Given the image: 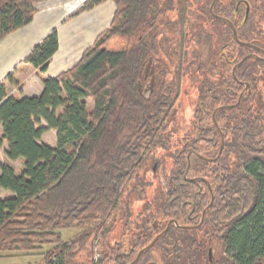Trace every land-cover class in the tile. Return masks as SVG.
<instances>
[{"label":"trees","instance_id":"trees-1","mask_svg":"<svg viewBox=\"0 0 264 264\" xmlns=\"http://www.w3.org/2000/svg\"><path fill=\"white\" fill-rule=\"evenodd\" d=\"M106 1L89 0L79 12ZM112 1L116 12L110 28L77 65L44 79L40 96L18 99L0 84V146L8 145V161H23L20 174L0 161V189L13 193L0 198V254L73 264L123 208L121 237L131 232L130 238L109 240L106 254L88 264H131L158 232L155 219L163 228L176 224L160 239L163 264H264V94L257 91L264 61L253 57L238 65L241 51L253 49L236 41L227 22L241 41L264 46V0H217L214 13L210 0L209 7L199 5L203 13L208 8L207 20L194 27L186 26L189 9L198 8L193 0ZM36 4L0 0V41L33 22ZM171 24L180 26V35L161 33ZM205 27L220 47L211 68L221 70L215 78L194 51L201 43L192 31ZM174 40L175 69L166 53ZM58 49L53 29L25 62L45 73ZM181 65H198L190 76L200 80L191 132L175 142L171 127ZM7 82L18 86L11 74ZM246 82L251 90L238 103ZM49 130L57 132L55 147L40 143ZM168 155L172 166L164 172L166 190L156 205L160 215H153L147 201L133 217L132 196L147 185L140 173ZM73 228L81 232L65 242L63 231ZM152 251L143 253L140 264L152 259Z\"/></svg>","mask_w":264,"mask_h":264},{"label":"rangeland","instance_id":"rangeland-1","mask_svg":"<svg viewBox=\"0 0 264 264\" xmlns=\"http://www.w3.org/2000/svg\"><path fill=\"white\" fill-rule=\"evenodd\" d=\"M208 2L210 0H193V3L196 4L198 7L197 9L193 10L192 7L189 9L191 15L187 22V27L189 26H196L202 25L207 20V14H208V8H204V12H201L199 9V5L204 4L205 7H209ZM208 27V26H207ZM205 27V30H195L192 31V34L194 36V40L197 42L200 39V46H196L194 51L201 53V60L203 67H205L206 70L211 69L213 67V63L216 61L219 55V43L217 41V37L212 35L211 31H206V29L210 30L209 28ZM204 29V28H203ZM200 31V32H199ZM220 30L217 31L216 34H218ZM161 33L167 34L169 33L172 36L180 35V26L179 25H169L164 26L161 28ZM200 37V38H199ZM176 40H174V43ZM170 45V49L167 50L166 53L172 54L170 55L172 58V61L175 65H173V69L177 68V63L179 61V53L177 52V44L176 46ZM168 47V48H169ZM192 50V49H191ZM193 56V52L190 51L189 58L191 59ZM198 65H193L190 67H185V65H181L182 68V79L180 84V98L177 103V119L175 120L174 124H172L171 129L173 130V137L174 141L178 142V139L186 135L187 133H190L191 131V120L194 114V110L197 104V98H198V81L200 80L197 75H194L193 77L190 76V73H193V69L196 68ZM236 70V67H234ZM185 70V72H184ZM234 70V72H235ZM212 77H218L220 75V68L217 67L214 70H212ZM200 73H203V71H199ZM199 73V76H200ZM208 75L210 73L208 72ZM211 77V76H209ZM252 87V86H251ZM258 90L262 94H264V77L259 81L258 83ZM89 105L92 106V101H89ZM46 125V124H45ZM1 132H0V138H1ZM41 144H47L49 146L55 147L57 144V132L53 130H49L47 133H45L40 141ZM7 147L6 144L3 146H0V159L4 162L5 165L13 168L15 173L20 174L23 170V161H8L5 157V148ZM160 154V152H159ZM158 155V154H157ZM167 158V157H166ZM157 161H153V163H149L147 165L146 171L140 173V175H143L145 177V182H147V185L145 186L144 193L141 192H135L132 196V207H133V217L139 214L144 207V202H152V209H150L155 216H159L160 214L157 213L156 205L160 202V190L164 189L166 190V182L164 177V172L166 170H170L172 166V159L168 155V158L164 161L160 162L158 161V165L155 163ZM156 165V166H155ZM155 166V172L153 170V167ZM149 167V168H148ZM9 195L8 192L3 191V189H0V196L7 197ZM159 198V199H158ZM124 207V206H123ZM135 211V213H134ZM157 213V214H156ZM125 212L123 211V208L119 211V213L116 216H113L101 229L91 238L86 248L82 251H79L76 255L73 264H88L93 260L94 262H97L101 257H103L104 254L108 251L107 243L109 240L112 242L125 240L128 241L130 238L131 232H128L126 236H124V239L122 236V228L121 225H123L124 222H122V216H124ZM148 216V215H147ZM142 217L140 219H143ZM160 218V217H159ZM152 220H154V217H151ZM156 220V219H155ZM154 220V221H155ZM81 230L78 228H73L70 230L63 231V240L65 242L71 243V239L75 237L78 233H80ZM126 232V231H125ZM164 245L162 242L156 244L152 248V255L151 258L158 264H163V260L161 257V251L163 250ZM51 247H48L46 250L43 251L47 252L50 250ZM213 257L216 253V251H213ZM9 256H20L23 255L22 253H16V254H7ZM44 258L40 255L35 256H21V257H0V264H44Z\"/></svg>","mask_w":264,"mask_h":264},{"label":"crops","instance_id":"crops-1","mask_svg":"<svg viewBox=\"0 0 264 264\" xmlns=\"http://www.w3.org/2000/svg\"><path fill=\"white\" fill-rule=\"evenodd\" d=\"M88 1L37 0L33 22L0 41V84L7 85L10 96L18 99L40 96L44 90V79L56 78L77 65L83 53L110 28L116 12L115 2L108 0L90 11L79 12ZM53 29L58 31L59 49L50 60L47 71L41 73L26 63L25 58ZM10 74L18 86L7 82ZM0 132L2 135V125ZM0 161L4 164L2 159ZM3 191L9 193L7 197L13 196L12 192ZM21 256L28 255L0 254V257Z\"/></svg>","mask_w":264,"mask_h":264},{"label":"flooded vegetation","instance_id":"flooded-vegetation-1","mask_svg":"<svg viewBox=\"0 0 264 264\" xmlns=\"http://www.w3.org/2000/svg\"><path fill=\"white\" fill-rule=\"evenodd\" d=\"M214 1L215 0H213L212 1V3H211V5H210V11H211V13H214V10H211V7H212V5H213V3H214ZM217 2V0L215 1V3ZM215 5V4H214ZM213 8H214V6H213ZM215 17L216 18H218L219 16L218 15H215ZM228 23H229V25H230V27H231V29H232V27H234L235 28V30H236V32H237V35H235L234 34V31H233V29H232V32H233V36L235 37V39H236V41L240 44V45H243V46H245V47H247V48H252L253 49V51H250V50H247V49H244L243 51H241V53H243V58H242V60H241V62L240 63H238V65L239 64H241V63H243L244 61H246V60H248V59H250V58H257V59H259V60H263L264 61V46H260V45H253V44H249L248 42L246 43L245 41H241L240 39H239V33H238V31H237V29H236V27H235V25L232 23V21H230V20H228L227 21ZM240 53V52H239ZM245 88H244V90H243V92L241 93V95H240V100H241V98H242V96H243V94L245 93V91L246 90H251V85H250V83H248V82H246L245 83ZM240 103V102H239ZM160 161V160H159ZM156 164L158 163V161L157 162H155ZM158 165V164H157ZM156 166V165H155ZM155 166L153 167V170H154V172H155ZM147 168V167H146ZM149 168V167H148ZM146 171V170H145ZM163 190V189H162ZM162 190H160V197H161V195H162ZM203 219H204V217H203ZM203 219H202V221H201V223L203 222ZM171 223V224H170ZM169 224H170V227H169V229L167 230V232L170 230V228H171V226L174 224V225H176L175 223H173L172 221L171 222H169ZM168 224V225H169ZM168 225L166 226V227H162L161 225H160V219H156L155 221H154V226H155V229H157V233H156V235H155V237H154V239H153V241L158 237V239H157V241H156V243L154 244V246L156 245V244H158V243H160L161 241H160V239H161V237L164 235V234H166V233H163L166 229H167V227H168ZM184 228H186V229H191L192 230V228H197V227H199V225L198 226H194V227H189V226H183ZM152 241V242H153ZM151 242V243H152ZM150 243V244H151ZM154 246H152V247H150V248H148V247H146L145 249H143V250H141L142 251V254L140 255V257L137 259V257H136V259L131 263V264H140V263H142V261H141V258H142V255H143V253L146 251V250H148V249H151V248H153ZM140 251V252H141ZM213 248H211V249H209V259L212 261V259H213ZM139 252V253H140ZM139 255V254H138ZM146 264H158L157 262H155L154 260H149Z\"/></svg>","mask_w":264,"mask_h":264},{"label":"water","instance_id":"water-1","mask_svg":"<svg viewBox=\"0 0 264 264\" xmlns=\"http://www.w3.org/2000/svg\"><path fill=\"white\" fill-rule=\"evenodd\" d=\"M215 1H216V0H215ZM215 1H214L213 5H212V7H211V10H213V6H214V4H215ZM232 29H233V31H234V34L237 35V32H236L235 28L232 27ZM234 70H235V68H234ZM239 102H240V99H239ZM239 102H238V103H239ZM214 121H215V124H217L216 120H214ZM222 147H223V144H222ZM170 224H171V223H170ZM170 224L168 225L167 229H166L163 233H166V232H167V230H168L169 227H170ZM157 239H158V237H157V238H156V239H155V240H154V241L148 246V248L154 246V244L156 243ZM141 254H142V251L139 253L137 259L140 257ZM137 259H136V260H137Z\"/></svg>","mask_w":264,"mask_h":264}]
</instances>
